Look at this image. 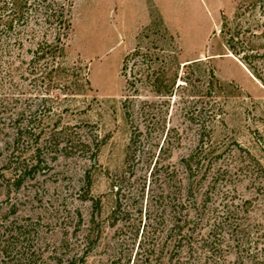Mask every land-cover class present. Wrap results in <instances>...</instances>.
I'll use <instances>...</instances> for the list:
<instances>
[{"label":"rangeland","instance_id":"obj_1","mask_svg":"<svg viewBox=\"0 0 264 264\" xmlns=\"http://www.w3.org/2000/svg\"><path fill=\"white\" fill-rule=\"evenodd\" d=\"M238 4L240 14L235 18ZM261 11L260 3L237 0H75L65 52L67 66L80 68L78 77L58 78L57 83L67 86L52 89L46 81L35 86L20 79L25 75L22 70L11 83L13 87L17 84L14 97L18 95V111L39 108L32 117V133L54 134L55 141L40 149V168L29 174L18 193H11L9 198L0 194V208L4 211L12 203L18 219L41 217L46 237L58 240L64 229L71 234L76 211L82 217L80 229L89 228L94 211L89 199L99 198L101 210L94 220L102 232L87 261L106 258L116 231L109 219L115 204L111 186L126 170L131 136L122 103L131 94L126 80L131 79L133 61H128L125 76L121 66L124 57L136 48L156 57L153 66L161 67L164 82L174 85L170 99L157 98L148 88L139 92L142 99L161 105L164 128L158 133L151 131L147 138L148 145H154L155 156L159 151L155 144L160 147L164 143L161 163L179 168L180 159L190 154L203 127L210 125L215 142H237L264 165ZM84 78L90 89L84 85ZM76 81L82 85L80 90L74 87ZM38 90L42 92L37 94ZM8 95L6 99L13 97ZM3 98L1 95L0 100ZM211 105L218 115L215 122L209 113ZM28 118L24 116L20 122L24 124ZM67 135L84 138L92 145L102 142L96 164L87 159V149L57 148L56 141ZM22 145L19 150L24 151L23 157L32 158L33 143L23 141ZM148 170L139 165L124 186L126 193L131 190L133 194L144 186L143 194L137 192L139 201L142 198L138 205L143 209L149 189ZM86 172L91 179L88 195ZM245 186L243 182L236 188L248 196Z\"/></svg>","mask_w":264,"mask_h":264},{"label":"trees","instance_id":"obj_2","mask_svg":"<svg viewBox=\"0 0 264 264\" xmlns=\"http://www.w3.org/2000/svg\"><path fill=\"white\" fill-rule=\"evenodd\" d=\"M237 1L260 3V15L264 16V0ZM74 2L0 0V96H4L0 100V194L6 198L18 193L29 174L36 173L42 162L38 157L40 149L55 141L54 134L32 133V117L39 108L18 111V95L14 97L17 84L13 87V81L23 70L25 75L20 79L29 80L31 85L46 81L49 88L58 89L67 86L57 83L58 78L78 77L80 68L71 70L67 66L65 52L72 31L70 13ZM239 10L238 4L235 18ZM154 59L136 48L122 61L124 76L128 61H133L131 79L126 80L131 94L122 103L131 136L126 170L111 186L115 204L109 219L116 231L106 258L87 261L102 232L94 220L100 213L101 200L89 197L94 210L89 228L80 229L82 217L76 211L77 222L71 234L64 229L58 240L46 237L41 217L18 219L12 203L4 211L0 208V264H264V165L237 142H215L210 125L203 127L190 154L180 159L179 168L161 163L164 143L160 147L155 144L159 149L155 156L154 145L147 141L151 131L158 133L164 128L161 105L142 99L139 92L148 88L157 98L170 99L174 85L164 82L163 69H155ZM84 85L90 89L87 78ZM74 87L80 90L82 85L77 82ZM8 93L11 99H6ZM215 111V105H211L213 122L218 116ZM24 116L29 118L23 124L20 120ZM60 140L56 141L57 148L87 149V159L96 164L102 142L92 145L72 135ZM23 141L33 143L32 158L23 157L24 151L19 150ZM262 146L264 152V142ZM139 165L150 169L144 209L138 205L142 198L139 201L137 193L143 194L144 186L136 189V194L124 189ZM85 179L88 195L89 172ZM243 182L248 196L236 188Z\"/></svg>","mask_w":264,"mask_h":264}]
</instances>
